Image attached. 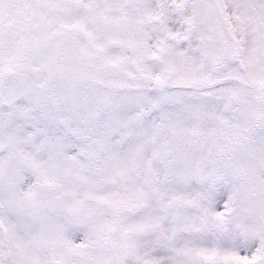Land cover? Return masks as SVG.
<instances>
[{"label": "snow or ice", "instance_id": "6c2138e0", "mask_svg": "<svg viewBox=\"0 0 264 264\" xmlns=\"http://www.w3.org/2000/svg\"><path fill=\"white\" fill-rule=\"evenodd\" d=\"M0 264H264V0H0Z\"/></svg>", "mask_w": 264, "mask_h": 264}]
</instances>
